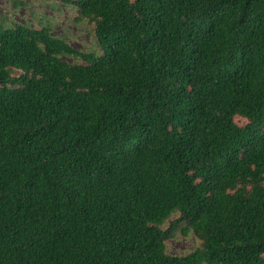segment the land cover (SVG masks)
I'll return each mask as SVG.
<instances>
[{
  "label": "trees",
  "instance_id": "trees-1",
  "mask_svg": "<svg viewBox=\"0 0 264 264\" xmlns=\"http://www.w3.org/2000/svg\"><path fill=\"white\" fill-rule=\"evenodd\" d=\"M61 2L95 48L0 14V264H264V0Z\"/></svg>",
  "mask_w": 264,
  "mask_h": 264
},
{
  "label": "rangeland",
  "instance_id": "rangeland-1",
  "mask_svg": "<svg viewBox=\"0 0 264 264\" xmlns=\"http://www.w3.org/2000/svg\"><path fill=\"white\" fill-rule=\"evenodd\" d=\"M22 5L13 8L11 0H0V14L13 22L35 25V17L47 18L52 23V34L61 36L69 45L78 51L86 52L95 48V42L88 37V27L81 23H74V14L71 8L61 0H18ZM14 9V10H13ZM13 11L12 13H10ZM197 242L193 237H184L177 234L167 243L166 251L169 254H182L193 250Z\"/></svg>",
  "mask_w": 264,
  "mask_h": 264
}]
</instances>
